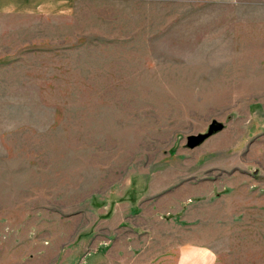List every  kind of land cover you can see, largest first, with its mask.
I'll return each mask as SVG.
<instances>
[{
  "label": "rangeland",
  "instance_id": "rangeland-1",
  "mask_svg": "<svg viewBox=\"0 0 264 264\" xmlns=\"http://www.w3.org/2000/svg\"><path fill=\"white\" fill-rule=\"evenodd\" d=\"M188 241L264 264V0L0 15V264Z\"/></svg>",
  "mask_w": 264,
  "mask_h": 264
},
{
  "label": "crops",
  "instance_id": "crops-1",
  "mask_svg": "<svg viewBox=\"0 0 264 264\" xmlns=\"http://www.w3.org/2000/svg\"><path fill=\"white\" fill-rule=\"evenodd\" d=\"M79 0H0V15H22L33 17H70L74 14ZM190 1L192 0H185ZM112 255V264H218L215 252L198 243L183 242L174 249L164 250L162 255L146 263L139 262L135 250L128 248L127 263L118 247ZM130 252V253H129ZM131 254V256H130ZM114 257V258H113ZM132 257V258H131ZM138 257V258H137Z\"/></svg>",
  "mask_w": 264,
  "mask_h": 264
},
{
  "label": "water",
  "instance_id": "water-1",
  "mask_svg": "<svg viewBox=\"0 0 264 264\" xmlns=\"http://www.w3.org/2000/svg\"><path fill=\"white\" fill-rule=\"evenodd\" d=\"M223 129V126L222 124L220 123H217V122H213L211 124V126L209 127V130H208V133L204 136H199V137H189L188 140H189V144H188V147L189 148H193L195 147L196 145H198L204 138H206L207 136H210V135H213L219 131H221Z\"/></svg>",
  "mask_w": 264,
  "mask_h": 264
}]
</instances>
